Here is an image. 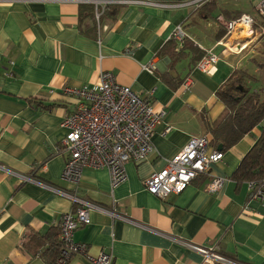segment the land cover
Instances as JSON below:
<instances>
[{
  "label": "crops",
  "instance_id": "crops-1",
  "mask_svg": "<svg viewBox=\"0 0 264 264\" xmlns=\"http://www.w3.org/2000/svg\"><path fill=\"white\" fill-rule=\"evenodd\" d=\"M100 1L0 0V264H48L43 256L48 243L61 238L63 215L77 207L19 174L34 175L129 218L92 211L91 223L73 236L86 246V254L73 255L67 264H94L89 257L102 253L113 255V264H209L186 241L217 247L241 264H264V203L250 198L247 182L233 179L264 124L228 149L212 143L213 130L228 116L220 88L236 72L254 84L252 75L262 72L258 61L264 60L262 25L254 33L237 30L227 36L218 18L248 14L261 23V0ZM178 26L189 34L188 44L218 55L214 74L198 67L205 55L193 65L196 54L190 46L175 62L162 56ZM176 41L178 49L183 47L185 40ZM101 71L112 72L117 83L144 98L153 91L154 106L167 112L153 134L152 154L128 162V180L114 188L107 168L86 167L78 183L65 181L68 156L58 149L67 132L62 122L76 105L64 87L93 86ZM188 76L194 80L190 89L183 85ZM193 136H207L210 151H222L223 160L179 194L160 198L148 192L145 179ZM213 177L225 181L209 192Z\"/></svg>",
  "mask_w": 264,
  "mask_h": 264
},
{
  "label": "built area",
  "instance_id": "built-area-1",
  "mask_svg": "<svg viewBox=\"0 0 264 264\" xmlns=\"http://www.w3.org/2000/svg\"><path fill=\"white\" fill-rule=\"evenodd\" d=\"M195 1L203 3L209 0ZM94 3L100 5L101 1L95 0ZM257 9L261 14H264V0L260 1ZM99 17L100 13H98ZM218 20L225 27L227 36H231L237 30L255 32L254 17L248 14H243L232 20L220 16ZM171 38L183 42L189 38V34L182 26H178L173 31ZM244 47L241 45L238 49L242 50ZM218 61L217 54L212 50H206L198 67L208 74H214L216 72L215 64ZM154 68L153 65L151 70ZM183 85L190 89L194 85V80L188 76ZM63 92L74 97L76 105L75 109L62 122V127L67 132L58 149L67 153L68 156L62 178L71 183H78L84 168L92 167L107 168L113 188L126 182L128 180L127 163L141 162L152 154L155 149L152 141L153 134L167 114L164 108L157 109L154 106L151 99L153 91L149 92L148 98H144L130 86L117 83L112 72L101 71L100 81L97 84L80 87L65 86ZM170 131L171 127L169 126L163 134L166 135ZM210 150V139L207 136H193L181 151L167 160V164L162 170L153 172L145 179V188L160 198L183 192L196 177L201 174H209L212 164L223 160L224 153L222 151ZM19 176L24 182L35 183L69 198L77 206L74 212L66 213L62 217L60 236L64 248L58 261L59 264H67L75 254H86V246L76 243L73 236L79 226L91 223L92 211L105 212L112 218L125 221L129 219L115 210L86 200L75 192L50 185L34 175L19 174ZM224 181L223 177H213L207 184V190L209 192L219 190ZM247 185L250 198L264 203V176L248 181ZM132 222L135 221L132 220ZM184 244L189 249L201 253L206 263L241 264L222 255L217 247L202 246L187 241ZM89 259L94 264L114 263V256L108 253L90 256Z\"/></svg>",
  "mask_w": 264,
  "mask_h": 264
},
{
  "label": "trees",
  "instance_id": "trees-1",
  "mask_svg": "<svg viewBox=\"0 0 264 264\" xmlns=\"http://www.w3.org/2000/svg\"><path fill=\"white\" fill-rule=\"evenodd\" d=\"M258 11V9H257ZM261 16L262 22L257 23L256 19L254 27L262 25L264 27V14ZM190 39L186 38L183 47L178 49L175 38H171L163 47L162 56L170 57L174 62L186 57V49L190 46L193 50V65H196L206 52L200 48L193 47L188 44ZM262 65V72L252 78L256 79L254 84L245 82L244 77L236 72L230 80L225 83L219 90L228 104V116L214 130V138L212 143L215 145L223 144L224 149L230 148L243 135L251 132V130L264 124V60L258 61ZM258 84V85H257ZM264 176V125L262 127L261 136L258 138L253 147L242 159L239 167L233 174V179L238 184L248 182L250 180L260 179ZM64 248L61 238L54 237L53 242L48 243V248L44 251L43 256L48 264H59V258Z\"/></svg>",
  "mask_w": 264,
  "mask_h": 264
},
{
  "label": "water",
  "instance_id": "water-1",
  "mask_svg": "<svg viewBox=\"0 0 264 264\" xmlns=\"http://www.w3.org/2000/svg\"><path fill=\"white\" fill-rule=\"evenodd\" d=\"M222 146H220V148H221Z\"/></svg>",
  "mask_w": 264,
  "mask_h": 264
}]
</instances>
